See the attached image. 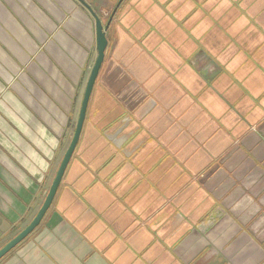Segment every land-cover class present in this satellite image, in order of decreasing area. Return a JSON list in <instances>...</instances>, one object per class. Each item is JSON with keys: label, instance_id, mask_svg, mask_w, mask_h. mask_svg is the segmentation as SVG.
I'll list each match as a JSON object with an SVG mask.
<instances>
[{"label": "crops", "instance_id": "0c3cea01", "mask_svg": "<svg viewBox=\"0 0 264 264\" xmlns=\"http://www.w3.org/2000/svg\"><path fill=\"white\" fill-rule=\"evenodd\" d=\"M106 36L0 264H264V0H126ZM96 58L77 0H0V250Z\"/></svg>", "mask_w": 264, "mask_h": 264}, {"label": "water", "instance_id": "95a60500", "mask_svg": "<svg viewBox=\"0 0 264 264\" xmlns=\"http://www.w3.org/2000/svg\"><path fill=\"white\" fill-rule=\"evenodd\" d=\"M93 17L95 21V31H96V50H97V58L92 68L90 77L87 82L84 99L82 102L81 110L79 113V118L75 130L74 137L70 144L69 149L67 150L64 159L60 165V168L57 172V175L52 183L50 191L46 197V200L41 207L39 213L34 218V220L21 232L19 233L13 240H11L4 248L0 250V261L5 258L12 250H14L18 245H20L23 241H25L40 225L43 218L45 217L47 211L50 209L54 198L58 192V189L61 185L62 179L65 175L67 167L75 153L77 145L79 143L84 123L88 111L89 102L101 71L102 65L105 60L106 50L108 47V39L106 33L109 29L111 22L113 21L117 11H112L109 17L107 24L103 22V20L98 16V14L83 0H77ZM122 3V0L119 2Z\"/></svg>", "mask_w": 264, "mask_h": 264}, {"label": "flooded vegetation", "instance_id": "af4514ba", "mask_svg": "<svg viewBox=\"0 0 264 264\" xmlns=\"http://www.w3.org/2000/svg\"><path fill=\"white\" fill-rule=\"evenodd\" d=\"M85 3H87L94 11H95V2L94 0H83ZM121 0H115L113 1V4H110L106 11H118L122 7V5L126 2V0H122V3H119Z\"/></svg>", "mask_w": 264, "mask_h": 264}]
</instances>
